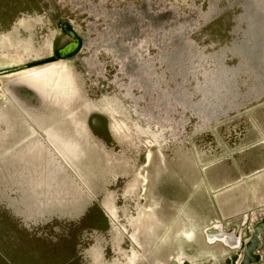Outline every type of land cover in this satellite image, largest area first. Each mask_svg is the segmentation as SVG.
<instances>
[{"label": "rangeland", "instance_id": "1", "mask_svg": "<svg viewBox=\"0 0 264 264\" xmlns=\"http://www.w3.org/2000/svg\"><path fill=\"white\" fill-rule=\"evenodd\" d=\"M238 212L243 243L264 0H0V264H237L202 231Z\"/></svg>", "mask_w": 264, "mask_h": 264}, {"label": "water", "instance_id": "2", "mask_svg": "<svg viewBox=\"0 0 264 264\" xmlns=\"http://www.w3.org/2000/svg\"><path fill=\"white\" fill-rule=\"evenodd\" d=\"M76 47V42H74L73 44H70L68 47H66L62 52H60V56H64L70 52H72ZM264 221V218L260 219V223ZM257 222L255 225H253L252 227L255 228L256 233L253 234L251 233L250 229L252 227H250L249 229V238L245 241V242H241V231H239L238 233H236L235 231L232 232H226L224 231V227L223 224L221 223H216L215 225L212 224L206 228L203 229V235L205 236V240L207 242H210V240H212L211 242H217L220 243L221 245H223L225 248H228L230 250H234V249H238L241 250V262L240 264L244 261V259L249 256L254 254L255 256L259 257V260L254 263L252 262L251 264H259L261 262V256L258 254V250L261 247V240L260 237L261 235L264 233V225L261 223ZM260 225V226H259ZM253 236H255V247H249L248 245V240L252 239ZM209 264H215L214 261L210 262Z\"/></svg>", "mask_w": 264, "mask_h": 264}, {"label": "bare ground", "instance_id": "3", "mask_svg": "<svg viewBox=\"0 0 264 264\" xmlns=\"http://www.w3.org/2000/svg\"><path fill=\"white\" fill-rule=\"evenodd\" d=\"M260 223V222H259ZM263 225H264V221L263 222H261ZM260 223V224H261ZM216 224V223H215ZM214 224V225H215ZM217 225V224H216ZM260 226V225H259ZM250 231H251V233H253V234H255L256 233V230H255V228L254 227H252L251 229H250ZM187 237H188V239H192L193 237H192V233H189V234H187ZM255 240V236H253V238L252 239H250V240H248V245H249V247H255V244H256V242L254 241ZM209 241L210 242H207L206 241V244H208V245H214V244H216L217 242H211L212 240H210L209 239ZM221 243V242H220ZM219 243V244H220ZM259 260V257H257V256H255L254 254H252V255H249V256H247L245 259H244V261L241 263V264H251L252 262H254V263H256L257 261ZM240 262H241V260H239V262L237 263V264H240Z\"/></svg>", "mask_w": 264, "mask_h": 264}, {"label": "crops", "instance_id": "4", "mask_svg": "<svg viewBox=\"0 0 264 264\" xmlns=\"http://www.w3.org/2000/svg\"><path fill=\"white\" fill-rule=\"evenodd\" d=\"M256 202H257V201H256ZM257 203H258V202H257ZM258 205H259V204H258ZM239 214H240V212L235 213V214H231V215H229V216L221 217V221L218 222V223H221L222 220L227 219V218H234V217H236V215H239ZM221 224H222V223H221Z\"/></svg>", "mask_w": 264, "mask_h": 264}, {"label": "flooded vegetation", "instance_id": "5", "mask_svg": "<svg viewBox=\"0 0 264 264\" xmlns=\"http://www.w3.org/2000/svg\"><path fill=\"white\" fill-rule=\"evenodd\" d=\"M59 53H60V51L57 52V55H58V56H60ZM66 55H67V54H66ZM263 218H264V217H263ZM240 259H241V257H240ZM240 259H239V260H240ZM239 260H238V262H239ZM238 262H237V263H238Z\"/></svg>", "mask_w": 264, "mask_h": 264}]
</instances>
